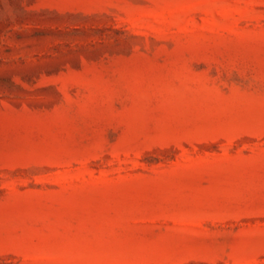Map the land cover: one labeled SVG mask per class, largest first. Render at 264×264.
Returning <instances> with one entry per match:
<instances>
[{"label": "rangeland", "instance_id": "1", "mask_svg": "<svg viewBox=\"0 0 264 264\" xmlns=\"http://www.w3.org/2000/svg\"><path fill=\"white\" fill-rule=\"evenodd\" d=\"M0 264H264V0H0Z\"/></svg>", "mask_w": 264, "mask_h": 264}]
</instances>
